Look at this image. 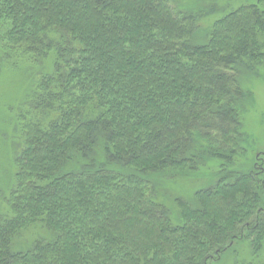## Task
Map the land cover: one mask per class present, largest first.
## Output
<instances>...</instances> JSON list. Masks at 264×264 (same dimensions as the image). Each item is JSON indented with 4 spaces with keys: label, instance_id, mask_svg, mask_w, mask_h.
Segmentation results:
<instances>
[{
    "label": "trees",
    "instance_id": "1",
    "mask_svg": "<svg viewBox=\"0 0 264 264\" xmlns=\"http://www.w3.org/2000/svg\"><path fill=\"white\" fill-rule=\"evenodd\" d=\"M177 3L0 0L7 59L41 64L0 264H216L235 242L251 247L235 264H264V171L236 166L264 13L243 4L206 26L215 4ZM206 158L221 159L216 178L191 200L163 183Z\"/></svg>",
    "mask_w": 264,
    "mask_h": 264
},
{
    "label": "rangeland",
    "instance_id": "2",
    "mask_svg": "<svg viewBox=\"0 0 264 264\" xmlns=\"http://www.w3.org/2000/svg\"><path fill=\"white\" fill-rule=\"evenodd\" d=\"M184 8L201 6L210 8L214 4L216 9L204 19L206 26L212 19L223 16L232 9L249 4V11L255 5L264 13V0H173ZM189 2V3H188ZM190 3L195 5L189 6ZM216 10V11H215ZM7 51L4 45H0V207L7 206L6 197L11 193L15 184L16 156L20 143L22 124L19 116L24 110L27 111V101L34 87L37 71L41 70V64L32 56L24 52H13V57L7 59ZM6 57V58H5ZM259 62V61H258ZM256 61L249 64V71L241 78L240 84L249 94L243 109L240 111L243 124V136L241 145L246 149L245 154L238 156L236 166L241 169H249L259 166L264 171V62ZM21 124V125H20ZM243 142V143H242ZM217 158H206L194 174L181 177L171 182H165L172 187L175 194L191 200L197 189L209 185L219 168ZM229 164V163H228ZM164 185V184H163ZM166 185V187H167ZM171 203L170 197H165ZM176 210V209H175ZM177 215V212H174ZM176 218V217H175ZM240 241V240H238ZM235 251H230L222 256L216 264H232L236 260L239 263L251 259L248 242H235ZM264 250V248H263ZM260 262H256L259 264Z\"/></svg>",
    "mask_w": 264,
    "mask_h": 264
}]
</instances>
